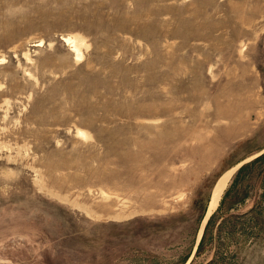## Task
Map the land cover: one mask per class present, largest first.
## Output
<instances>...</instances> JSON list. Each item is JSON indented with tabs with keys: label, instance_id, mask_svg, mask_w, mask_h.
<instances>
[{
	"label": "rangeland",
	"instance_id": "obj_1",
	"mask_svg": "<svg viewBox=\"0 0 264 264\" xmlns=\"http://www.w3.org/2000/svg\"><path fill=\"white\" fill-rule=\"evenodd\" d=\"M263 150L264 0H0V264H264Z\"/></svg>",
	"mask_w": 264,
	"mask_h": 264
},
{
	"label": "bare ground",
	"instance_id": "obj_2",
	"mask_svg": "<svg viewBox=\"0 0 264 264\" xmlns=\"http://www.w3.org/2000/svg\"><path fill=\"white\" fill-rule=\"evenodd\" d=\"M264 151V150H263ZM262 151V152H263ZM260 154V153H259ZM258 155V154H257ZM256 156V155H255ZM254 157V156H253ZM251 157V158H253ZM249 158V159H251ZM249 159H246V160H249ZM245 161H242L240 162L238 165H236L233 169L229 170L226 174H224L223 176H221L218 181L216 182L215 184V188H214V191H212V196H211V199H210V202H209V207H208V212H207V215L203 221V225H202V228H201V231L199 233V239L202 235V230L205 226V223L207 222L209 216L212 214V212L218 207L219 205V202L221 200V197L225 191V189L227 188V184L229 182V179L231 178V176L233 175V172L235 169H237L239 166H241ZM202 238V237H201Z\"/></svg>",
	"mask_w": 264,
	"mask_h": 264
},
{
	"label": "trees",
	"instance_id": "obj_3",
	"mask_svg": "<svg viewBox=\"0 0 264 264\" xmlns=\"http://www.w3.org/2000/svg\"><path fill=\"white\" fill-rule=\"evenodd\" d=\"M263 157H264V153L261 154L260 156H258L257 158H255L253 161H251V162H249V163H247V164H244V165L241 166V168L239 169V172L243 171V170L246 169L250 164H252V163H254V162L260 160V159L263 158ZM212 217H213V216H212ZM212 217L209 219V221H208V223H207L206 230H207L208 226L210 225V223L212 222ZM205 236H206V231H205V233H204V235H203V237H202V239H201V242H200V244H199V246H198V251H197L198 254L201 252V249L203 248V245H204V242H205Z\"/></svg>",
	"mask_w": 264,
	"mask_h": 264
}]
</instances>
